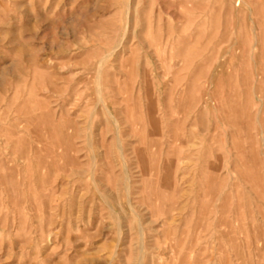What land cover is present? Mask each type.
Segmentation results:
<instances>
[{
	"label": "rangeland",
	"instance_id": "rangeland-1",
	"mask_svg": "<svg viewBox=\"0 0 264 264\" xmlns=\"http://www.w3.org/2000/svg\"><path fill=\"white\" fill-rule=\"evenodd\" d=\"M0 264H264V0H0Z\"/></svg>",
	"mask_w": 264,
	"mask_h": 264
}]
</instances>
